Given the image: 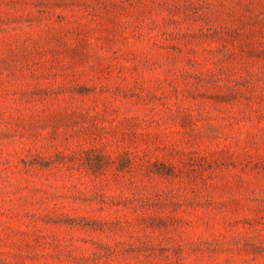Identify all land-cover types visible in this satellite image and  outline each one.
Returning a JSON list of instances; mask_svg holds the SVG:
<instances>
[{
	"label": "rangeland",
	"instance_id": "rangeland-1",
	"mask_svg": "<svg viewBox=\"0 0 264 264\" xmlns=\"http://www.w3.org/2000/svg\"><path fill=\"white\" fill-rule=\"evenodd\" d=\"M0 264H264V0H0Z\"/></svg>",
	"mask_w": 264,
	"mask_h": 264
}]
</instances>
